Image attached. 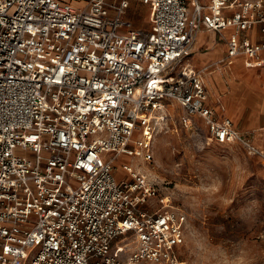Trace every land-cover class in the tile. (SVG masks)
Returning a JSON list of instances; mask_svg holds the SVG:
<instances>
[{"label":"built area","instance_id":"obj_1","mask_svg":"<svg viewBox=\"0 0 264 264\" xmlns=\"http://www.w3.org/2000/svg\"><path fill=\"white\" fill-rule=\"evenodd\" d=\"M201 30L224 40L220 62L264 72V0H0V264H188L179 210L147 169L124 159L117 179L115 161L150 160L175 102L185 128L264 167L207 103L213 64L185 59Z\"/></svg>","mask_w":264,"mask_h":264},{"label":"rangeland","instance_id":"obj_2","mask_svg":"<svg viewBox=\"0 0 264 264\" xmlns=\"http://www.w3.org/2000/svg\"><path fill=\"white\" fill-rule=\"evenodd\" d=\"M127 15L135 27H148L150 11L146 5L133 3ZM198 36L207 41L218 38L207 32ZM215 46H196L188 56L191 65L201 70L205 56L196 54L204 53L208 60ZM223 50L211 59L212 71L230 74L231 86L233 64L220 62L225 59ZM253 79L256 84L264 82L263 71L257 70ZM217 83L221 86L220 81ZM205 84L209 90L206 80ZM223 96L226 106L245 97L243 91L236 98L227 96V91ZM168 112L166 128L152 134L150 160L121 156L115 161L116 178L123 175L119 165L124 159L133 169L149 171L160 196L183 216L182 253L188 264H264V167L239 144L206 143L202 125L187 129L179 122L181 111L173 108Z\"/></svg>","mask_w":264,"mask_h":264},{"label":"crops","instance_id":"obj_3","mask_svg":"<svg viewBox=\"0 0 264 264\" xmlns=\"http://www.w3.org/2000/svg\"><path fill=\"white\" fill-rule=\"evenodd\" d=\"M199 1L201 3L207 2V0H199ZM200 32L213 33L214 35L218 36V38L214 41L212 40L207 41L206 37L199 38V36L197 35L196 40L194 41L190 52L187 54L185 58L190 64H192L190 60H188V56L193 54L196 46L206 47V45L216 44L212 52L208 55L209 56L208 60H206L208 57L204 53L196 54L197 56H205V59H201L203 60V65H202L203 67L207 64H211L212 58H216L220 56L222 49H224L223 51L225 52L226 44L224 40L221 38V36L215 31L201 30ZM250 37L255 40L261 38L258 34L256 33L253 34L252 31L250 33ZM204 60L206 61L204 62ZM197 62H198L197 64H199V61ZM229 64H233V67L231 68L230 71L234 77L232 85L230 86L228 82L223 81V76H222L223 72H221V70H218V74H219L218 78L217 77L209 78L211 84H216V86L211 85V87L209 88L210 91L208 90L207 103L213 108L215 116L228 117L231 120V123L234 128L248 134V136L250 137L251 141L254 144L264 149V82H260L258 80L259 84L258 83L256 84L257 80L253 79V74L257 70L258 71H263V70L255 67H249V68L245 67L240 58L233 59L232 62H230ZM212 70L208 74H205V77L211 75ZM219 81L221 83V86H219L217 83ZM223 91H227V96H233V98H236L238 93L243 91L245 96L244 100H240L239 98H237L234 101V103L230 104L228 102L226 106L225 98L223 96ZM173 108H176V110L182 112L181 107L175 102L170 103L168 111H170V109L171 111H173ZM229 115L232 116V118ZM252 156L259 160L258 156L256 155H252Z\"/></svg>","mask_w":264,"mask_h":264},{"label":"bare ground","instance_id":"obj_4","mask_svg":"<svg viewBox=\"0 0 264 264\" xmlns=\"http://www.w3.org/2000/svg\"><path fill=\"white\" fill-rule=\"evenodd\" d=\"M216 74H218V70L217 71H212V73H211V75L210 76H208V77H205V80H206V83H208V85L209 86H211V85H214V84H211V82L209 81V78H212V77H216ZM230 74H228V73H224L223 72V74H222V76H223V81L225 82H228L229 80H230V76H229Z\"/></svg>","mask_w":264,"mask_h":264}]
</instances>
